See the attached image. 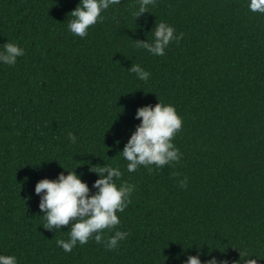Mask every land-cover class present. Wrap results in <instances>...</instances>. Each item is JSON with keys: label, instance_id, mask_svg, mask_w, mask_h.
Wrapping results in <instances>:
<instances>
[{"label": "trees", "instance_id": "obj_1", "mask_svg": "<svg viewBox=\"0 0 264 264\" xmlns=\"http://www.w3.org/2000/svg\"><path fill=\"white\" fill-rule=\"evenodd\" d=\"M78 3L0 0V49L25 50L0 64V254L20 264H181L200 248L202 261L209 249L229 262L241 250L264 264V15L247 0H156L136 19L137 0H121L81 38L67 27ZM161 21L183 37L164 56L137 48ZM158 102L182 117L173 139L182 159L129 173L120 152L136 110ZM103 164L135 186L112 230L129 235L115 250L89 240L66 253L56 241L68 228H43L34 186L77 167L94 192L89 168Z\"/></svg>", "mask_w": 264, "mask_h": 264}, {"label": "clouds", "instance_id": "obj_2", "mask_svg": "<svg viewBox=\"0 0 264 264\" xmlns=\"http://www.w3.org/2000/svg\"><path fill=\"white\" fill-rule=\"evenodd\" d=\"M138 9L134 13L136 19L149 12V6H155L156 0H137ZM121 4V0H79L77 6L69 13L72 19L68 22V31L84 38L91 26L103 21V13L113 6ZM248 10L264 15V0H247ZM151 41H134L137 48L147 50L154 56H164L166 49L174 41H179L183 33L176 34L175 28L166 22H159L151 29ZM25 55V50L15 42H6L0 49V64L14 66L17 59ZM128 70L140 81H147L151 75L140 64H131ZM135 119L139 120L135 130L124 144L123 158L127 161V172H135L140 167L162 169L165 165L179 163L182 153L174 145L173 139L182 128V117L175 106L161 102L155 105H144L137 108ZM68 140L76 143V136L68 133ZM62 168V167H61ZM66 170L57 174L55 179L43 178L34 186V193L39 196L38 207L42 213L43 228L55 232H66L61 226L68 228V239H59L57 246L64 252H71L78 244L83 246L94 240L103 243L107 250H115L119 242L129 233L116 230L121 220L118 212H123L131 203L135 186L123 181L122 171L110 165L92 166L89 172L95 173L97 179L90 191L87 183L82 182L81 175ZM120 181L119 183H117ZM180 187L187 186V177L179 181ZM70 228V231H69ZM112 232L111 235H108ZM107 237V239H105ZM212 249L203 253L206 260L200 259V248L196 255H187L181 264H258L259 258L239 250V259L229 262L211 255ZM179 257H176L178 259ZM0 264H20L15 255L0 254Z\"/></svg>", "mask_w": 264, "mask_h": 264}]
</instances>
